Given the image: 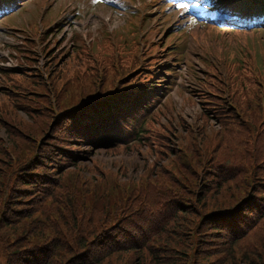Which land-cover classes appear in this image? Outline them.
Masks as SVG:
<instances>
[{
    "label": "rangeland",
    "instance_id": "1",
    "mask_svg": "<svg viewBox=\"0 0 264 264\" xmlns=\"http://www.w3.org/2000/svg\"><path fill=\"white\" fill-rule=\"evenodd\" d=\"M74 1L77 10L80 11L82 8L80 0ZM61 2L64 3L65 0H27L21 10L0 18V64L1 62L4 66L20 64L25 77L31 78L29 81L22 80L23 82L14 79L10 81L8 78H13V76L8 75L7 78L0 72V86L6 85L7 92L11 94H3L0 89V175L6 176L5 181L14 187L13 180L17 173L24 169H30V165L36 166L37 163L40 165L42 162L39 160L42 152L56 151L63 155L62 160L60 159L61 163H64L65 167H72V170L66 172L72 173L73 181H78L83 188L79 193L74 192L76 197L92 193L91 189L88 191L91 186L97 188L100 193L105 188L111 193H116L115 200L120 202L122 207L116 213L115 210H110L107 215L105 214V217L104 213L93 214L91 218L93 221H90L87 216L89 208H85L82 215V206L87 203L86 199H83V203L73 205L75 210L77 206V210L79 209L74 222L61 210H57L54 205L57 199L53 197L52 199L51 195L49 196L57 187L50 183L42 184L41 182L48 181L50 175L43 174V170L40 171V175L37 174L40 179L38 184L35 185V188L32 187L30 194L27 192V197L24 194V198H30L29 201L9 199L6 201L9 204L14 203L11 205L14 217L5 214V211L0 208V234H5V237L11 241L15 236L20 235L22 230H27L28 233L22 235L23 239L21 240L23 241L21 244L25 242L23 247L28 250L26 253H33L34 244L38 245L39 253H43L44 249L45 252L50 249L52 264H69L71 248H77L81 243L90 241L92 236H89V231L92 226H94L96 234L100 232L101 240L98 242H103L107 236L115 238L118 243L126 242L124 234L133 224L141 221L140 213L147 207V200L152 194L149 188L153 183H148L147 176L149 174L159 175L161 170H165L167 162L170 161L168 159L169 148L177 150L181 154H184L182 151L186 149L192 158L197 159V150L201 149L199 147L202 145L200 139H207L205 146L221 157V161L216 165L217 170L213 174L215 179L228 170L226 166L222 167L227 149L229 152H234V148L230 146L223 145L220 148L219 145V132L223 128L226 129V126L233 134L241 133L242 137H249L247 142L241 139L243 144H239L236 150L246 151L250 149L246 144L251 143L254 148L257 147L264 154V129L255 131L256 136H261V147L256 143L253 144L250 130H245V127L248 126L247 123L241 121L242 119L235 111L238 110L241 115L244 113L249 117L253 116V111H256L259 101H255V89L260 88L261 90L260 82L264 83V29L251 32H231L227 29H216L208 24L195 23L190 27L191 31L188 33L184 51L185 61H188L189 65L182 63L177 66L176 71L169 72L165 69L175 67L173 63L176 56L171 55V50L176 49L177 45L174 46V42L179 40V37H174L176 22L173 20L177 18L175 13L172 12L167 18L163 16L158 18V9H153L152 23L145 31L136 35V38L135 34H132L131 41L129 37L124 39L126 33L123 26L128 22L127 16L102 6L94 8L93 12L102 13L104 20L88 15L92 11L90 9V11L79 15H73V12H70L67 17L63 16V23L55 25L54 23L60 17ZM70 5L67 4L68 11L71 9ZM187 10L189 9L187 8ZM108 15L110 16L109 23L105 21ZM26 23H29V27ZM73 24L80 26L79 29H82L83 32L87 30L89 36L94 38V41H90V51L84 52L85 48L80 37H75L78 35L76 34L78 28L75 25L72 26ZM42 26L48 27L38 33L37 30ZM31 30L34 32L31 33ZM106 30L110 33L112 30V32L115 31L116 49L109 46L108 37L113 34L110 36ZM27 31L28 37H26ZM197 36L202 38L199 39ZM173 38L175 40L172 43ZM17 46L18 50L15 49ZM32 47L37 52L35 55L28 51ZM202 55H218L221 57L220 62H217L219 65L215 69L207 71L202 62ZM226 57H232V59L222 61ZM158 70L164 72L161 75L163 80L157 84L154 82V84L163 83L162 89H164L165 83L173 81L174 85L168 92L171 94V98L166 101L169 104L173 102V104L163 103L160 105L147 122V128L151 132V138L155 139V143L148 144L146 139L143 143L142 139L128 143L126 147L106 146L104 143L102 146L95 147L78 145L76 141H83V139L77 137L79 136L77 129L86 126L87 122H93L91 119H82L85 114L90 112V110L84 111L81 104L82 99L91 94L87 92L90 90L89 88H94L96 92L109 88L115 90L128 81L134 85L149 78L153 80V73ZM63 72H68V74ZM94 75L97 77L95 83L93 82L95 85L92 87L91 76ZM61 76L66 85L63 91L56 92L54 87L61 84ZM21 83L27 84L22 92L24 96L35 99L32 102L36 107L44 108L52 116L55 115L52 118L50 115L44 114L46 118L44 117L43 124L33 122L37 130L28 129L27 125L19 126L26 133L31 131L28 137L23 135V140L15 136V129H8L7 123L11 116L3 114L4 107H11V102L16 101L13 96L21 94V91L16 87ZM241 84H245L247 88L244 95L237 99L235 90ZM200 86L204 87L205 96L202 97V100H207L201 105L195 95ZM252 94L253 97H251ZM207 102H213L212 105L215 106L217 112L230 109L227 116L229 121L223 123L222 126L218 122L219 119L210 118L208 125L201 130L198 129L203 124V121L199 119L202 110L211 106V103ZM98 103L100 102L94 104ZM119 108H121L120 105L112 107L111 112L117 111ZM126 110L121 112L122 115ZM158 114L163 117L159 118ZM105 115L106 112L102 114L103 117ZM158 119L164 124H170L169 130L164 131L160 128L158 125L161 122ZM257 120L258 116L255 121ZM122 121L123 119L119 122ZM248 124L251 125V122ZM107 127L102 126L97 130L102 132ZM192 134L197 136V139L194 137L196 140H193ZM99 140L102 142L106 139L104 140L103 137ZM70 142H73L74 145ZM81 150H87V153H83ZM70 151L84 157L71 158L68 156ZM57 159L59 160V157ZM232 164L238 168L241 165L238 160ZM46 169L52 174H56L60 170L55 163L46 164ZM52 170L56 171L52 172ZM256 179L257 176L253 177L254 185ZM227 180L226 178L225 181ZM236 181H230L231 183L228 185L226 183L224 190L221 189L219 193L221 197L224 195V198H221L217 192L203 191V193L213 194L211 197L215 200L218 196L225 200L233 193L245 189L244 181L241 182V185ZM18 187H21V184H17L11 192ZM38 191L43 193L40 195L42 201L39 202L35 200ZM5 205H7L5 202H0V206L4 207ZM47 205H50L51 209L47 207L48 210H44ZM193 207V214L186 213L180 217L176 227H172L178 231L179 240H182L179 243L182 244L177 247L178 250L171 247L169 253L171 250L175 253H171L172 255L169 257L184 258L174 261L172 264H207V262L213 264V260L216 258L212 249L209 250V247L205 246L203 249L201 248L202 243L209 240V236L205 232L206 229L202 227V221L199 225L196 224V221L198 215L205 212V209L196 203H193ZM52 212H54V216L51 214ZM186 215L188 216L186 217ZM156 224L157 220L155 219L154 225ZM83 227L84 230H80ZM34 235L37 238L41 237L42 240L34 243L33 239L26 238L27 236L34 237ZM197 236L199 241L196 246L190 239L195 240ZM12 243L6 245V243L0 242V251L3 248L7 251L8 249L16 251V246L6 248ZM100 249L102 252L104 251L101 246ZM116 249L110 255L98 259L101 260L99 264H140V255L137 252L123 251L124 247ZM206 252L210 253L208 258H205ZM72 259L78 262L76 255H73ZM193 259L196 262L193 263ZM4 261L5 259L0 256V263H4ZM90 264H98V261L90 262ZM225 264H231L230 260Z\"/></svg>",
    "mask_w": 264,
    "mask_h": 264
},
{
    "label": "trees",
    "instance_id": "2",
    "mask_svg": "<svg viewBox=\"0 0 264 264\" xmlns=\"http://www.w3.org/2000/svg\"><path fill=\"white\" fill-rule=\"evenodd\" d=\"M0 72L3 73V75H5L7 78L8 75L13 76V78H8L10 81L12 79L15 81H29L31 79L26 78L28 76L25 77L23 72L16 70L0 69ZM63 73L68 74V72ZM96 77V75L91 76L92 87L95 85L93 82L95 83ZM61 78V84H58L54 87V91L56 92L58 90L63 91L66 85V82L64 83L62 76ZM136 85L137 84L132 85V82L128 81L115 90H111L109 88V92L108 90L96 92L94 88H89L90 90L87 92L91 94L84 97L81 101V104L83 105L84 111H86L93 110L95 106L94 103L100 102L98 104L105 107L103 109L109 112L111 111L112 107H116L117 105L122 106V104H124L125 101L130 97L131 93L135 92L134 89L138 88ZM26 86L27 84L24 83L18 84L16 86L17 89L21 91V94L14 95L13 98L16 101L11 102V107H4L3 112L4 116H11V119L7 123V126H9L8 129H15V136L21 140H23V135L28 137L31 131L26 133L23 131V128L19 126L27 125L28 129L34 128V130H37L35 129L33 122H40L43 124L44 122L42 121L44 120V117L46 118L44 114H48L52 118L55 116H52L49 111H45L46 109L44 108L36 107L32 102L35 101V99L23 95L22 92H24ZM146 87L143 88L144 90L140 88L134 95V106L136 103L138 104L139 102H143L144 98L142 95L148 94L146 91L150 90L148 87ZM0 89L3 94H10L7 92L8 88L6 85H1ZM255 90V101H259L256 105L257 112L255 111L256 114L254 116L255 112L253 111V116L251 117L242 113L245 120L241 121L246 123L247 121L251 122V125L247 123L248 128L245 127V130H250V134L252 135L251 138L253 139L252 143H256L258 146H260L261 136H256L255 131L264 129V106L260 103V100L262 97H264V93L260 96V88ZM149 94H153V92ZM251 97H253V94ZM157 103H155L150 108V101L143 102V105L140 106L138 110H145L144 115H146V111L148 108H150L147 113L152 115L156 113L155 108ZM123 111L124 109L121 107L117 113L111 114V112H109L105 117H99V121H95V119H93L94 122L88 123L86 126L77 129L79 132V136L77 137L83 139L84 142L96 141L98 137L97 134L99 135L100 133L97 130L99 127L107 125L112 127L122 123L119 121L126 117L121 116V112ZM230 111V109H224L223 111L217 112V110L210 111L205 108L202 110L201 116L199 117V119L203 121V124L198 127V129L201 130L206 125H208L210 118L219 119V124H222L223 126V123L229 121L227 116ZM158 116L159 118L163 117L160 114H158ZM256 116H258L257 121H255ZM158 121L161 122L158 126L166 131L170 124H164L159 119ZM253 122L254 124H252ZM144 124L145 122L141 124L140 128L141 135H143V143L145 139L148 144L155 143V139L151 138V132L149 131V128H147V125ZM109 127L103 130L107 131L109 130ZM242 136L243 134L241 133L233 134L232 131L227 129V126L226 129L223 128L219 132L220 148L223 145H226L227 147L230 146L234 148V152H229L227 149L224 160H227L226 162L228 166L226 165V162L223 161L224 164L222 167L225 168L226 166L228 170L226 173H223L216 179L213 177V174L217 170L216 165L221 161V157L220 155L216 154L215 151L209 150L207 146H205L207 139H200L202 145L199 147L201 149L197 150V159L195 157V159L192 158L186 149L182 151L184 154H181V152L169 148L170 155L168 159L170 161L167 162L165 170H161L159 175L149 174L147 176L149 181L148 183H153L149 188V191L152 194L147 200V207L143 209L142 213H140L141 221L133 224L131 228H129V230H127V232L124 234L126 242L118 243V241L111 236H107L103 242H98L101 240L99 238L100 232L96 234V230H94V226H92L89 231V236H92L90 241L87 240L81 243L77 248L73 247L74 251L71 248V256L68 263L90 264V262L98 261L99 264L101 260L98 259L110 255L113 251L117 250L116 248L123 247V251L137 252L138 255H140V264H172L174 261L184 259L180 257H176L174 259L169 257L175 253L172 250L169 253L170 248L174 247L173 249L178 250L177 247L182 244L179 243V241L182 242V240H179V235L177 234L178 231L172 227H176L180 221V217H183L186 213L193 214V203H196L200 204L202 209H205V212L198 215L196 224L199 225L200 221H202V227L206 229L205 232L208 233L209 236V240L204 241L201 248L203 249L205 246L209 247V250L212 249L211 251L213 252L214 257L216 256V258L213 260V264H225L228 260H230L231 264H264V154L257 147L254 148L251 143L246 144V146L250 148L246 151L236 150L239 144H243L241 139L246 142L249 140V137ZM192 137L193 140L197 139V136H194L193 134ZM194 137L196 139H194ZM233 141L234 144L232 145ZM76 142L78 145H81L80 141ZM70 143L73 144V142ZM167 146H169V144H167ZM81 151L83 153H87V150ZM69 154L70 155L68 156L74 159H77L78 157H84L81 155H76V152L73 151H70ZM40 155L39 161L42 162L40 165H37L38 163L36 166L30 165V169H24L23 171L16 174V177L13 180L14 187L17 184H21V187L16 188L13 192H11V190H13L14 187L12 184L8 185V181H5L6 176L0 175V202H5L7 204L4 207L0 206V208L5 211V214L12 217L15 216L12 209L13 206H11L14 203L9 204V202H6L8 199L13 201H29L30 198H24V194L27 197V192L30 194L32 187L35 188V185L38 184V181L40 180L37 174L40 175V171L42 170L43 174L50 176L48 181H43L41 183H50L52 185H56L57 187L54 192L49 194V196L51 195L50 198L53 197L57 199L54 204L57 207V210H61L67 217H70V219L74 220V222L76 221L75 215L79 209L77 210V206L75 210L73 205L81 202L83 203V199H86L87 203L85 202L86 204L82 206V215L84 209L89 208V213L87 216L90 218V221H93L91 220L92 215L98 212L104 213L105 217V214L107 215L110 210H115V213L120 211L122 204L115 200L116 193H111L105 188L100 193L97 191V188H93L94 186H91L89 187L88 191L91 189L92 193H86L85 196L76 197L74 192L79 193V191H81L83 188L80 186L78 181H73L72 173L66 172L68 170H72V167H65V164L61 163L60 159L62 160V153L56 151L42 152ZM179 155H181V157H179ZM57 157H59V160ZM237 160L239 164L241 163L239 168L237 166L236 168L232 164L233 162L236 163ZM53 163H55L60 169L58 172H56V174H52L46 169V164L51 165ZM76 164L78 165V163ZM54 171L56 170H52V172ZM246 174L247 176H245ZM255 176H257V179L255 180L254 185L253 177ZM226 178L228 179L227 181H225ZM230 181H236L239 185H241V182L244 181V183H242L244 184L245 189L240 191L237 190L238 192H235L231 196H228V198L225 200H222L221 198H224V195L221 197L219 192L221 189L225 188L226 183L227 185L228 183H231ZM203 191H210L212 193L217 192L221 198L218 196V198L215 200L211 197L213 194L203 193ZM6 194L8 195L6 196ZM37 194L35 195V200H38V202L42 201L40 195L43 193H39L38 191ZM154 196H156V198H154ZM47 207L51 209L50 205H47L46 209L44 210H48ZM51 214L54 216V212ZM188 215H186V217ZM155 219L157 220L156 225H154ZM101 223H103V221H101ZM80 230L83 231L84 227L82 229L80 228ZM26 233H28L27 230H22L20 235L15 236V238H13L11 241L5 237V234H0V242L6 243V245L13 242L6 248L16 246V251H10L9 249L7 251L6 249L4 250V248L0 251V256L5 259L4 263L0 264H52V251L50 249L47 252H45L44 249L43 253H39L38 245L34 244L33 253H26L28 250H25L26 248L23 247L25 242L24 244H21L23 243V241H21L23 239L22 235ZM26 238L29 240L33 239L34 243L40 241V239L42 240L41 237H38V239L35 235L34 237L27 236ZM190 241L196 244L198 243L199 238L197 236L195 240L190 239ZM100 246L104 248L103 252L101 249L99 250ZM40 249L43 248L40 247ZM92 252H94V254H91ZM217 253L219 254L216 255ZM73 255L78 257V262L72 259ZM209 256L210 253L206 252L205 258H208ZM192 261L193 263L196 262L195 259Z\"/></svg>",
    "mask_w": 264,
    "mask_h": 264
},
{
    "label": "snow or ice",
    "instance_id": "3",
    "mask_svg": "<svg viewBox=\"0 0 264 264\" xmlns=\"http://www.w3.org/2000/svg\"><path fill=\"white\" fill-rule=\"evenodd\" d=\"M3 0H0V6H2ZM181 8H185L186 5L185 4H181L180 5ZM93 117L89 116L88 114H85L82 119L88 120V119H92Z\"/></svg>",
    "mask_w": 264,
    "mask_h": 264
}]
</instances>
